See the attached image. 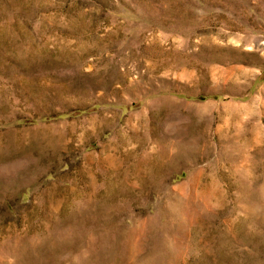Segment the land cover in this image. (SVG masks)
<instances>
[{
    "label": "rangeland",
    "instance_id": "374dc122",
    "mask_svg": "<svg viewBox=\"0 0 264 264\" xmlns=\"http://www.w3.org/2000/svg\"><path fill=\"white\" fill-rule=\"evenodd\" d=\"M0 264H264V0H0Z\"/></svg>",
    "mask_w": 264,
    "mask_h": 264
}]
</instances>
